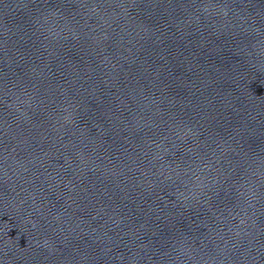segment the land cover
<instances>
[{"label": "water", "instance_id": "95a60500", "mask_svg": "<svg viewBox=\"0 0 264 264\" xmlns=\"http://www.w3.org/2000/svg\"><path fill=\"white\" fill-rule=\"evenodd\" d=\"M0 264H264V0H0Z\"/></svg>", "mask_w": 264, "mask_h": 264}]
</instances>
